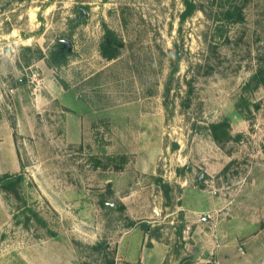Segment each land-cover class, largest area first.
<instances>
[{
    "label": "rangeland",
    "instance_id": "1",
    "mask_svg": "<svg viewBox=\"0 0 264 264\" xmlns=\"http://www.w3.org/2000/svg\"><path fill=\"white\" fill-rule=\"evenodd\" d=\"M190 1L198 9L182 21L183 0H0V123L12 126L22 159L20 172L0 174V264H30V249L57 237L77 248L79 264L112 261L109 231L132 224L111 206L132 158L117 154L127 142L118 138L127 113L163 125L152 135L164 138L168 177L183 162L205 176L206 163L222 162L220 146L230 163L217 184L236 201L235 217L245 213L242 189L258 187L250 200L260 204L249 213L258 225L239 229L236 248L247 252L242 264H264V0ZM228 9L243 20H227ZM105 35L120 42L112 60L102 52ZM62 40L72 50L51 66ZM41 52L69 107L48 94L42 64L32 66ZM64 112L91 114L93 140L67 144ZM225 120L231 140L220 145L209 127ZM8 164L0 148V168ZM6 176L20 177L13 190L2 186ZM199 188L214 191L205 181ZM187 247L184 261L195 256Z\"/></svg>",
    "mask_w": 264,
    "mask_h": 264
},
{
    "label": "crops",
    "instance_id": "2",
    "mask_svg": "<svg viewBox=\"0 0 264 264\" xmlns=\"http://www.w3.org/2000/svg\"><path fill=\"white\" fill-rule=\"evenodd\" d=\"M39 63L42 64L40 69L46 81L45 89L47 88L52 100L69 107L70 99L64 88L56 82L54 69L44 59L37 60L32 66L39 67ZM17 91L20 92V88ZM19 94L21 96L17 94L16 97L18 105L26 98L25 95L22 96V92ZM30 95L34 96L36 92H31ZM121 117L125 123L122 124L118 138L126 139L127 142L117 148V154L123 153L132 158L128 161L125 186L113 189L118 197V204L112 203L111 206L124 211L132 224L123 223L117 227V231H109L114 236L107 244L108 250L112 251L113 264H183L188 256L187 246L194 248L191 251L195 254L194 259L186 262L188 264H242L240 261L247 252L243 248H236L243 239L239 229L258 225L259 221L249 216L250 211L260 204L259 201L250 200L261 192L258 187L252 185L242 189L243 195L248 198L238 202L244 206L245 213L242 218L235 217L231 213L236 201L227 199V195L220 192L217 184L222 179L220 174L230 163L220 146L218 154L221 155L222 162L206 163L203 182L214 191L205 193L199 188L201 181L199 185L196 183L197 178L200 180L196 177V164L191 167L183 162L177 165L170 177L162 174L160 155L164 152V138L160 133L152 135V132H160L163 125L151 123L150 117L136 122L137 117L133 113L122 114ZM91 118V114L64 112V122L60 127L65 142L75 145L92 141ZM87 120L90 121L87 123ZM20 134L23 136V133ZM115 138L113 135L112 140ZM214 141L210 142L216 145ZM113 145L114 142L112 147ZM0 148L5 149V155L9 159L8 166L0 168V174L13 175L20 172L22 159L16 133L8 121L0 123ZM110 148L111 146L108 147L109 150ZM205 158L210 160L209 157ZM163 185L166 186L163 188ZM178 213L184 216V221L178 220ZM204 215L209 218L203 217ZM201 219L207 225L210 224V231L202 229L204 226L200 224ZM144 224L149 225V230L144 229ZM221 227L224 228L223 231L220 230ZM98 230L105 233V230ZM181 237L186 241L185 247L180 246ZM187 239L193 241L187 242ZM78 256L77 248L69 239L57 237L32 247L29 260L30 264H38L39 260H46L45 264H79L76 261Z\"/></svg>",
    "mask_w": 264,
    "mask_h": 264
},
{
    "label": "trees",
    "instance_id": "3",
    "mask_svg": "<svg viewBox=\"0 0 264 264\" xmlns=\"http://www.w3.org/2000/svg\"><path fill=\"white\" fill-rule=\"evenodd\" d=\"M184 2V5H185V11L184 13L182 14V21H185L187 18L191 17L195 11H197L198 9V6L193 3L192 1L190 0H183ZM237 12H235L234 10H231V9H228L225 13V18L229 21H241L243 20L242 19V16L241 14L238 15V19H236L235 17L237 16L236 14ZM235 18V19H234ZM120 45V42L116 41L115 39L114 40H111L110 42H106L104 43L103 45V54L109 59V60H112L116 57V49H117V46ZM66 54H62L60 49L58 48L57 50H55L54 52H52L51 54V61H49L50 65L51 66H59L62 61L64 60ZM46 57V55L39 53V59H44ZM181 61V58L178 56V58L175 60V62L177 63L178 62V66H179V63ZM210 131H211V134L214 138V140L218 143V144H223L225 142H229L231 140L230 138V125L228 123L227 120L223 121V122H219V123H213L210 125L209 127ZM228 168V166L226 167V169ZM225 169V170H226ZM13 178V177H12ZM11 179L10 176H6L4 178V182ZM20 181V177H18V182ZM199 181V180H198ZM201 184V183H200ZM15 185L16 183L10 185V186H4L2 185L5 189H8V190H13L15 188ZM144 229L145 230H149V225H146L144 224L143 225ZM186 262H189V260H186L183 262L186 263ZM108 264H113L112 261H110Z\"/></svg>",
    "mask_w": 264,
    "mask_h": 264
},
{
    "label": "flooded vegetation",
    "instance_id": "4",
    "mask_svg": "<svg viewBox=\"0 0 264 264\" xmlns=\"http://www.w3.org/2000/svg\"><path fill=\"white\" fill-rule=\"evenodd\" d=\"M82 14H84V13H82ZM85 15V14H84ZM111 41V36H109V35H105V42L104 43H106V42H110ZM68 43L69 42H67V41H64V40H62L60 43H59V46H58V48L60 49V51H61V53L62 54H68L71 50H72V45H71V47H69V45H68ZM71 48V49H70ZM102 52H103V50H102ZM106 57V56H105ZM107 58V57H106ZM108 59V58H107Z\"/></svg>",
    "mask_w": 264,
    "mask_h": 264
},
{
    "label": "water",
    "instance_id": "5",
    "mask_svg": "<svg viewBox=\"0 0 264 264\" xmlns=\"http://www.w3.org/2000/svg\"><path fill=\"white\" fill-rule=\"evenodd\" d=\"M69 47H71V44L68 43ZM71 49V48H70ZM204 180V174L200 176V181L202 182ZM18 181V177H13L12 179H9L3 183L4 186H10ZM188 264V263H186Z\"/></svg>",
    "mask_w": 264,
    "mask_h": 264
},
{
    "label": "built area",
    "instance_id": "6",
    "mask_svg": "<svg viewBox=\"0 0 264 264\" xmlns=\"http://www.w3.org/2000/svg\"><path fill=\"white\" fill-rule=\"evenodd\" d=\"M38 76V72H36V75H35V77H37ZM13 92V91H12Z\"/></svg>",
    "mask_w": 264,
    "mask_h": 264
}]
</instances>
